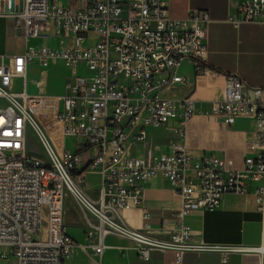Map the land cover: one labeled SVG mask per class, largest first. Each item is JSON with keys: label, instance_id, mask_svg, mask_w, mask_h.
<instances>
[{"label": "built area", "instance_id": "built-area-1", "mask_svg": "<svg viewBox=\"0 0 264 264\" xmlns=\"http://www.w3.org/2000/svg\"><path fill=\"white\" fill-rule=\"evenodd\" d=\"M78 1L71 7L60 0H0V17L21 30L27 45L22 54L0 55V258L14 264H67L65 259L78 249L88 256V264H99L107 234L129 239L143 260L152 249L171 250L177 264L187 250L263 254L264 244L193 241V230L183 218L193 210H214L228 193H252L262 210L264 84L252 86L238 74H225L223 97L211 104L215 120L232 125L244 117L253 122L243 136L241 167L213 155L195 159L185 143L193 100L190 95L167 98L162 91L185 82L177 72L183 58L192 60L195 75L207 71L201 61L209 12L190 9L173 19L165 0ZM226 21L234 28L264 25V0H242ZM50 30L71 44L28 45ZM91 33L95 41L81 46ZM53 58L72 68L82 66L86 73L69 76L61 94L27 92L26 65L37 60L44 66ZM16 77L20 88L13 90ZM33 84L42 88V79ZM147 126H171L174 138L168 150L146 147ZM27 131L42 154L27 147ZM133 144H144L143 157L130 154ZM91 173L98 176L94 197L84 190L85 176ZM155 176L180 198L170 214L174 228L164 237L150 233L149 213L142 205V183ZM251 183L256 184L251 188ZM65 193L83 215L95 219V224L88 221L82 242L63 224ZM132 208L141 211L139 228L127 226L121 216Z\"/></svg>", "mask_w": 264, "mask_h": 264}, {"label": "crops", "instance_id": "crops-1", "mask_svg": "<svg viewBox=\"0 0 264 264\" xmlns=\"http://www.w3.org/2000/svg\"><path fill=\"white\" fill-rule=\"evenodd\" d=\"M242 0H165L167 16L173 19L185 17L190 9L207 10L211 18L207 26L206 37L202 40L203 53L201 64L206 72L194 74L192 60L183 58L178 67V74L185 82L177 83L162 91V95L179 99L190 95L193 100V113L186 124L185 143L187 150L195 159L203 156H217L231 159L234 166L240 168L246 154L243 136L253 127V122L244 117H238L232 125L215 120L210 115L211 104L223 97L224 75L238 74L252 86L264 84V25L258 22L242 23L234 28L226 21L234 14L237 5ZM61 4L74 7L80 4L78 0H60ZM21 30L15 29L10 20L0 17V55H19L26 49L21 36ZM94 33L89 34L80 45L86 46L95 41ZM71 41L61 42L55 36H40L28 41V45H44L58 48L70 45ZM73 73H86L82 66L72 68L66 66L60 59L53 58L41 66L33 60L25 67V89L29 93H46L44 82L46 76H56L57 83H50L52 91L46 94H61L64 84ZM42 79V88L33 84L34 80ZM19 84L14 88H20ZM30 87V89H29ZM171 126L145 127L146 147L166 151L173 140ZM68 141V139H67ZM144 144H133L129 151L132 156L143 157ZM94 190L86 193L94 197L98 184V176ZM86 175V176H87ZM85 176V182H86ZM256 183H251V188ZM85 185V183H84ZM142 205L149 213L146 222L150 233L155 237H164L174 228L170 218L180 205V198L172 191L169 184L155 176L142 183ZM124 223L131 228H139L143 219L141 211L132 208L122 211ZM183 223L193 230V241L218 246L243 245L258 246L264 244V196L262 210H258L252 193L238 195L225 194L217 208L212 211L193 210L184 218ZM78 242L84 238V229L78 227L66 229ZM104 248L99 258V264H177L171 250L149 251L148 259L143 260L136 254V246L129 239L107 234L103 238ZM82 251L76 249L71 256L82 257ZM84 254V253H83ZM82 255V256H81ZM74 264H88L86 254ZM226 257V258H225ZM225 258V259H224ZM178 264H264V253L255 251H230L225 254L222 248L211 250H187L181 254Z\"/></svg>", "mask_w": 264, "mask_h": 264}, {"label": "rangeland", "instance_id": "rangeland-1", "mask_svg": "<svg viewBox=\"0 0 264 264\" xmlns=\"http://www.w3.org/2000/svg\"><path fill=\"white\" fill-rule=\"evenodd\" d=\"M48 36H52V30L47 32ZM58 79L56 76H46V81L44 82V90L46 93L49 91H52L50 83H57ZM19 84L18 81H12L11 87L14 88ZM30 89V87H29ZM68 148L71 147L70 141L68 140ZM26 145L30 150H33L39 154L41 153L40 146L37 143V140L34 138L33 134L30 131H27L26 135ZM97 182V177L95 175H87L86 176V182L84 185V190L88 192H92L94 190V186L96 185ZM87 217V220L86 218ZM88 221L91 224H95V219L90 217L88 214L83 215L81 212L80 208L76 204V202L72 199L70 194L65 193L64 198H63V224L66 229H70L72 227H78L79 231L84 229V236L85 232L87 231V225ZM36 237V234L33 235ZM84 256V254L82 253ZM81 255V256H82ZM76 257V256H70L69 258L65 259V263L67 264H72L80 259H84V257ZM0 264H14L13 260H6V259H1L0 258Z\"/></svg>", "mask_w": 264, "mask_h": 264}, {"label": "water", "instance_id": "water-1", "mask_svg": "<svg viewBox=\"0 0 264 264\" xmlns=\"http://www.w3.org/2000/svg\"><path fill=\"white\" fill-rule=\"evenodd\" d=\"M18 9H19V4H18ZM31 151H33V150H31Z\"/></svg>", "mask_w": 264, "mask_h": 264}]
</instances>
